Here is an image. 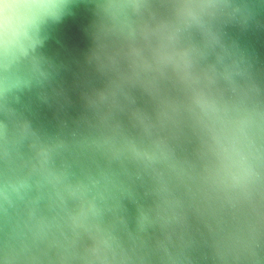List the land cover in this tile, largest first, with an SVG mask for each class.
I'll return each mask as SVG.
<instances>
[{"label": "clouds", "instance_id": "obj_1", "mask_svg": "<svg viewBox=\"0 0 264 264\" xmlns=\"http://www.w3.org/2000/svg\"><path fill=\"white\" fill-rule=\"evenodd\" d=\"M78 12L69 63L55 36ZM253 14L0 0V264H264V88L229 40Z\"/></svg>", "mask_w": 264, "mask_h": 264}, {"label": "water", "instance_id": "obj_2", "mask_svg": "<svg viewBox=\"0 0 264 264\" xmlns=\"http://www.w3.org/2000/svg\"><path fill=\"white\" fill-rule=\"evenodd\" d=\"M253 8V19L246 28L232 27L229 29V40L234 42L239 51L244 55L247 61L253 79L264 88V0H251ZM86 16L78 12L76 16L69 17L62 24L55 36L59 41L58 47H61L62 54L69 63L81 58V54L86 50L88 41L83 34L82 28L86 24ZM75 67V65H73ZM69 87L73 86V77L68 76ZM72 98L75 96L70 92ZM79 111L78 103L70 110L72 115ZM49 116L50 114H45ZM135 200L124 199L122 201L121 214L128 222V227L135 230V217L137 215L138 203H143V190L137 187L135 189ZM195 227V225H194ZM158 235V233H157ZM201 264H213L211 259L202 260Z\"/></svg>", "mask_w": 264, "mask_h": 264}]
</instances>
